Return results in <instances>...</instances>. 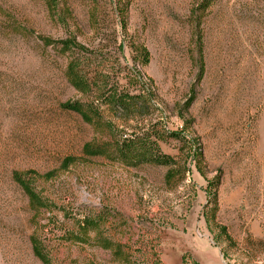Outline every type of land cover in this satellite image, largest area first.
I'll return each instance as SVG.
<instances>
[{
  "label": "rangeland",
  "instance_id": "374dc122",
  "mask_svg": "<svg viewBox=\"0 0 264 264\" xmlns=\"http://www.w3.org/2000/svg\"><path fill=\"white\" fill-rule=\"evenodd\" d=\"M200 2L131 0L123 31L117 0H57L54 15L43 0H0V264H41L12 178L27 170L54 172L32 178L54 205L39 216L52 264H121L92 239H73L85 217L122 245V264H264V0L195 10ZM41 37H74L89 50V76L109 72L130 92L139 88L135 66L155 98L127 122L102 110L115 131L93 127L61 107L85 99L65 79L68 56ZM138 45L150 53L144 67L133 59ZM141 132L178 162L171 183L166 166L82 153L85 143ZM177 136L192 139L201 158ZM67 157L76 161L61 168ZM209 182H218L214 215Z\"/></svg>",
  "mask_w": 264,
  "mask_h": 264
},
{
  "label": "trees",
  "instance_id": "16d2710c",
  "mask_svg": "<svg viewBox=\"0 0 264 264\" xmlns=\"http://www.w3.org/2000/svg\"><path fill=\"white\" fill-rule=\"evenodd\" d=\"M49 12L54 15L57 10V0H43ZM98 2V0H91ZM200 1V0H197ZM211 0H201L199 6L195 8L198 11H204L210 5ZM131 0H117L116 11L120 17V24L123 31L127 28L128 8ZM57 15V14H55ZM45 46L56 44L60 46V50L64 55H67V62L65 66L64 76L67 82L80 93L85 100L80 101H66L61 104L63 109L77 113L84 122L92 125L95 128H104L106 130L115 131L112 120H104L102 110L112 111L123 115L125 122L134 119L139 109L151 102L155 95L151 90L152 80L146 78L141 71L133 66L131 69L132 78L139 85L136 92L123 90L119 88L115 81H111L109 72L105 74L102 72H94L92 76L87 74V67H89V50L77 42L74 37L62 40H51L48 37H41ZM200 53V52H199ZM200 57V56H199ZM134 61H138L141 67L146 66L150 60V53L143 45L135 47ZM202 60L200 59V71L198 78L202 76ZM94 94L97 97H94ZM192 101L190 99L189 103ZM175 136L177 134H174ZM180 141L186 145L191 146L190 157L194 161L201 158L200 149L194 146V141L186 140L185 137L177 136ZM192 141V142H191ZM82 153L85 156H105L116 161L125 163L127 165L137 166L139 164L147 163L151 165H160L168 167L165 175V182L171 183L176 177L178 162L168 155L161 153L158 149L156 141H151L149 135L145 133L135 134L129 138H120L112 144H96L85 143L82 147ZM76 160L73 157L64 159L61 168H67L69 164ZM54 172L43 175L38 174L34 170L15 171L12 173L13 180L18 184L27 198V205L31 212L30 223L34 227L32 234L29 237L31 250L33 255L41 262V264H52L51 258L46 251L44 243L40 235L39 216L43 210L52 212L54 205L42 198L37 192L32 178L42 177L50 179ZM209 195L212 197L214 208L213 215L217 208V186L218 182H209ZM213 185V191L211 190ZM100 225L99 219L95 217H85L78 223L77 230L71 234L75 241L87 243L90 239L95 241L102 249L110 250L117 260L122 263L126 261L122 245L115 244L109 241L97 231ZM93 233V234H91Z\"/></svg>",
  "mask_w": 264,
  "mask_h": 264
}]
</instances>
